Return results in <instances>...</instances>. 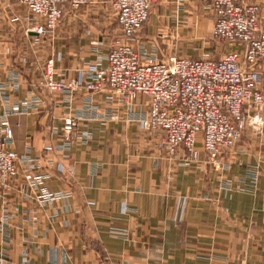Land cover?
Masks as SVG:
<instances>
[{"label":"crops","instance_id":"0c3cea01","mask_svg":"<svg viewBox=\"0 0 264 264\" xmlns=\"http://www.w3.org/2000/svg\"><path fill=\"white\" fill-rule=\"evenodd\" d=\"M253 3L264 7V0H239ZM30 20L16 0H0V94L19 113L8 121L11 149L20 159L17 178L0 190V216L4 209L10 219L0 233V264H264V130L246 132L213 164L200 144L198 161L187 162L183 149L171 155L162 134L135 123L80 121L77 136L85 133L88 141H72L62 160L52 151L65 141L62 123L69 113L60 98H46L35 86L48 61L54 80L79 79L109 53L120 30L109 0L66 9L44 37L27 32ZM213 23L211 0H152L134 47L156 62L173 55L219 59L221 49L210 40ZM36 95L43 98L40 108L21 113V104ZM85 98L77 96L70 113ZM90 99L99 112L111 109L106 94ZM5 105L0 99V116ZM133 111L145 113L142 98ZM25 157L40 160L39 168ZM250 167L258 179L247 190ZM36 172L50 191L72 197L41 206L27 187ZM221 179L232 189L220 190Z\"/></svg>","mask_w":264,"mask_h":264},{"label":"built area","instance_id":"2783aa9c","mask_svg":"<svg viewBox=\"0 0 264 264\" xmlns=\"http://www.w3.org/2000/svg\"><path fill=\"white\" fill-rule=\"evenodd\" d=\"M16 1L33 22L27 32L39 37L56 30L66 9L77 10L86 3V0ZM109 2L120 30V37L109 53L88 65L79 79L72 80H54L52 61H48L41 82L35 86L46 98H60L69 113L62 123L65 141L52 152L65 160V151L72 141L82 144L88 141L85 133L77 136L80 121L135 123L143 130L162 134V146L168 153L183 149L186 161L194 163L199 159L197 144L214 164L222 152L234 150L246 132L263 134L264 7L239 4V0H211L214 23L210 40L221 49V57L185 59L173 55L164 62H156L143 56L133 43L148 20L152 0ZM103 61L105 67H101ZM5 88L8 85L1 87ZM96 94H106V105L117 110L99 112L90 103V97ZM79 95L86 97L85 105L70 113L73 100ZM138 98L144 100L146 111L134 116ZM0 99L6 104L0 116V190H6L18 176L16 163L20 160L11 149L13 133L8 117L19 113L7 107L8 99L2 93ZM42 104V96L36 95L21 104V113L37 111ZM22 161L31 162L27 157ZM38 161L30 164L36 162L39 168ZM56 169L63 171L60 164ZM257 172L254 167L248 169L247 190L255 188ZM44 178L36 172L27 180V187L41 206L49 207L72 197L69 192L50 191L44 186ZM232 186L228 179L219 182L220 190L228 191ZM50 219L60 222L57 215ZM9 220L3 209L0 233L4 234Z\"/></svg>","mask_w":264,"mask_h":264},{"label":"rangeland","instance_id":"374dc122","mask_svg":"<svg viewBox=\"0 0 264 264\" xmlns=\"http://www.w3.org/2000/svg\"><path fill=\"white\" fill-rule=\"evenodd\" d=\"M60 20H61V19H60ZM60 20H59V21H60ZM52 33H53V32H52ZM49 34H51V33H47V34L44 35V36H47V35H49ZM44 36H41V37H44ZM37 37H39V36H37ZM44 99H45V98H44Z\"/></svg>","mask_w":264,"mask_h":264},{"label":"bare ground","instance_id":"6f19581e","mask_svg":"<svg viewBox=\"0 0 264 264\" xmlns=\"http://www.w3.org/2000/svg\"><path fill=\"white\" fill-rule=\"evenodd\" d=\"M150 13V12H149Z\"/></svg>","mask_w":264,"mask_h":264}]
</instances>
